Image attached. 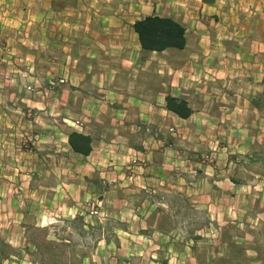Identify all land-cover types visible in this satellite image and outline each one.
<instances>
[{
	"label": "crops",
	"instance_id": "crops-1",
	"mask_svg": "<svg viewBox=\"0 0 264 264\" xmlns=\"http://www.w3.org/2000/svg\"><path fill=\"white\" fill-rule=\"evenodd\" d=\"M148 16L179 23L184 49L142 51L133 24ZM0 28V264L24 258L30 226L62 219L78 238L169 244L126 264H185V212L264 196V0H0ZM94 199L101 219L86 215Z\"/></svg>",
	"mask_w": 264,
	"mask_h": 264
},
{
	"label": "rangeland",
	"instance_id": "rangeland-1",
	"mask_svg": "<svg viewBox=\"0 0 264 264\" xmlns=\"http://www.w3.org/2000/svg\"><path fill=\"white\" fill-rule=\"evenodd\" d=\"M247 201V198L242 201L239 198L233 208L218 211L220 216L213 219H209L204 211L185 212L183 227L179 228L184 241L178 245L185 248L184 259H180V262L264 264V260H261L264 255L257 256L260 252L264 253V234L260 239L256 235L257 232L264 230L261 226V219H264V196H253L251 201ZM88 202L96 205L99 215L89 216L88 213L86 215L101 219L100 200L94 199ZM110 220L111 222L106 225L109 228L114 222V219ZM57 224V227L49 230L30 226L22 244V247H25V259L9 258L7 264H126L131 261L136 263L149 260V257L135 256L134 253L138 251L156 252L155 258H164L169 254L166 246L169 244L158 243L156 245L159 249H156L155 245L145 241H133L126 237H121L119 240L112 235L110 239L102 241L99 238L100 232L95 228L92 231L89 228L87 236L78 238L65 228L64 219ZM65 240L69 242L66 243ZM247 240L252 243H245ZM47 242H52L53 246L47 248L45 245ZM174 244L177 245L176 242ZM249 247L253 248L251 253H247L250 251ZM1 248L3 255L16 254L11 246L8 247V251L4 244ZM29 249L32 251L28 252ZM130 251L132 257L126 258V254ZM192 258L193 261H187Z\"/></svg>",
	"mask_w": 264,
	"mask_h": 264
},
{
	"label": "trees",
	"instance_id": "trees-1",
	"mask_svg": "<svg viewBox=\"0 0 264 264\" xmlns=\"http://www.w3.org/2000/svg\"><path fill=\"white\" fill-rule=\"evenodd\" d=\"M133 29L144 52L182 50L186 45L184 28L171 18L148 16L136 21ZM165 107L180 118H187L192 113L187 102L170 96L165 99ZM68 145L74 153L82 156H87L91 152V138L81 133L71 132L68 136ZM45 245L47 248L53 246L52 242Z\"/></svg>",
	"mask_w": 264,
	"mask_h": 264
},
{
	"label": "built area",
	"instance_id": "built-area-1",
	"mask_svg": "<svg viewBox=\"0 0 264 264\" xmlns=\"http://www.w3.org/2000/svg\"><path fill=\"white\" fill-rule=\"evenodd\" d=\"M0 34H1V28H0ZM8 52V48L6 47L5 44H3L0 41V53H7ZM60 83H63V80L59 81ZM29 90V88H28ZM33 112L32 111H28L25 113V117L27 119L32 120L33 119ZM19 147L29 151L31 150V145L29 144L28 140L23 137L20 141H19ZM85 212L88 213L89 216H98L99 215V210L97 209L96 205L92 202H86L85 206H84Z\"/></svg>",
	"mask_w": 264,
	"mask_h": 264
}]
</instances>
